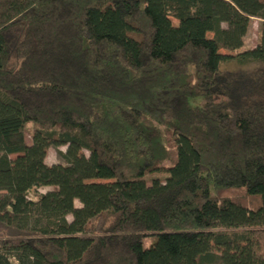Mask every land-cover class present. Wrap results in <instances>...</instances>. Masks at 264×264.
<instances>
[{
  "label": "trees",
  "instance_id": "1",
  "mask_svg": "<svg viewBox=\"0 0 264 264\" xmlns=\"http://www.w3.org/2000/svg\"><path fill=\"white\" fill-rule=\"evenodd\" d=\"M253 19L264 0H0V264H264Z\"/></svg>",
  "mask_w": 264,
  "mask_h": 264
},
{
  "label": "rangeland",
  "instance_id": "2",
  "mask_svg": "<svg viewBox=\"0 0 264 264\" xmlns=\"http://www.w3.org/2000/svg\"><path fill=\"white\" fill-rule=\"evenodd\" d=\"M264 21L261 19H253L252 23H251V27L249 30V33L247 34L246 38H245V45L243 49H251V48H255L258 43L261 40V36H262V31L264 30ZM34 126L33 124H28L26 127V134H27V141L30 143L32 140V134L34 133ZM67 148L66 147H60V148H54L51 147L48 152H47V158H46V163L50 166L52 165H67L66 161L61 157V154L66 153ZM86 156H88V153H85ZM50 188H43V189H39L37 191H35L34 193H32L31 198H36L38 197L40 194H44L47 193L48 191H50ZM225 195H232L235 196L237 195V197H240L241 200H243L246 204H249L251 206L255 205L256 202H253V200H249L246 197H244V195L239 194L237 192H231V191H227L225 193ZM76 206L77 207H81V204L77 201L76 202ZM69 221L72 220V217H68ZM151 239H147L145 240V247H150V245L152 244Z\"/></svg>",
  "mask_w": 264,
  "mask_h": 264
}]
</instances>
